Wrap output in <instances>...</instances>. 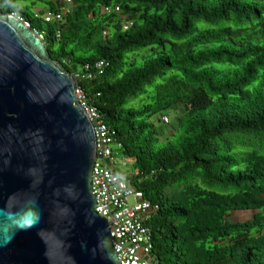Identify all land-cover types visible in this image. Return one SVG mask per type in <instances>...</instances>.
Returning <instances> with one entry per match:
<instances>
[{
    "label": "trees",
    "instance_id": "1",
    "mask_svg": "<svg viewBox=\"0 0 264 264\" xmlns=\"http://www.w3.org/2000/svg\"><path fill=\"white\" fill-rule=\"evenodd\" d=\"M0 14L82 76L131 166L122 177L154 208V264H264V0H0ZM170 111L175 142L153 119Z\"/></svg>",
    "mask_w": 264,
    "mask_h": 264
},
{
    "label": "water",
    "instance_id": "2",
    "mask_svg": "<svg viewBox=\"0 0 264 264\" xmlns=\"http://www.w3.org/2000/svg\"><path fill=\"white\" fill-rule=\"evenodd\" d=\"M76 90L43 42L0 14V264H119L95 212L96 143Z\"/></svg>",
    "mask_w": 264,
    "mask_h": 264
},
{
    "label": "built area",
    "instance_id": "3",
    "mask_svg": "<svg viewBox=\"0 0 264 264\" xmlns=\"http://www.w3.org/2000/svg\"><path fill=\"white\" fill-rule=\"evenodd\" d=\"M69 5L70 0H62ZM118 11V8H116ZM109 10L106 9L105 12ZM65 9L60 13L47 14L43 17L45 22L61 20ZM30 30L28 22L23 21L15 14H11ZM131 26L130 22L123 25V30ZM32 34L41 42L45 36L43 32L30 30ZM105 63L98 62L95 70L101 75ZM88 79L91 74L85 75ZM79 74H75L73 79H79ZM76 96L80 107L84 110L93 126L96 149L95 160L91 172V189L96 200L95 212L99 217L104 218L110 228L113 238V251L117 256L119 264H154L151 261L152 238L149 229L146 227L154 213V208L148 200L143 197L140 191L135 190L128 180H125L121 173L114 169L113 155L116 149L114 132L103 121L98 111L88 106L79 90ZM164 125L169 124L167 116L161 118Z\"/></svg>",
    "mask_w": 264,
    "mask_h": 264
},
{
    "label": "rangeland",
    "instance_id": "4",
    "mask_svg": "<svg viewBox=\"0 0 264 264\" xmlns=\"http://www.w3.org/2000/svg\"><path fill=\"white\" fill-rule=\"evenodd\" d=\"M37 10L38 9H36V11ZM166 116L169 119V124L168 125H164V124H162L160 122L158 123L155 118H153V119H154V122L157 125V129L158 130L161 129L163 131V133H164L163 136L161 137V140H165L168 137V140L170 142H175L176 139H178L180 137V135H181V131L180 132L174 131V127H177V120H178L180 114H179L178 111H170V112L166 113ZM171 133H174L175 135L171 136ZM113 164H114V169H116L117 172H119V173H123L126 170L131 171L130 164L122 162L120 160L119 155L117 153L113 155ZM252 215L253 214L251 212L239 213L236 216L235 221L250 219V218H252Z\"/></svg>",
    "mask_w": 264,
    "mask_h": 264
}]
</instances>
